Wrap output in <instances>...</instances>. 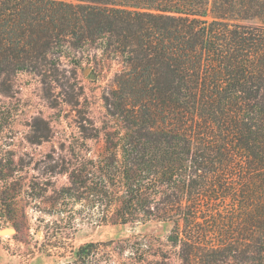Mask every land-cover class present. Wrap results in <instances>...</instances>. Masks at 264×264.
Wrapping results in <instances>:
<instances>
[{"label":"trees","instance_id":"trees-1","mask_svg":"<svg viewBox=\"0 0 264 264\" xmlns=\"http://www.w3.org/2000/svg\"><path fill=\"white\" fill-rule=\"evenodd\" d=\"M94 41L123 65L104 100L124 211L162 188L178 264H264V0H0L2 77Z\"/></svg>","mask_w":264,"mask_h":264},{"label":"rangeland","instance_id":"rangeland-1","mask_svg":"<svg viewBox=\"0 0 264 264\" xmlns=\"http://www.w3.org/2000/svg\"><path fill=\"white\" fill-rule=\"evenodd\" d=\"M56 62L42 75L0 76V230H12L0 234V264H178L168 240L174 217L155 208L162 188L143 195L148 209L122 207L130 197L116 148L123 125L104 100L119 56L94 41L65 48ZM88 243L95 250L76 257Z\"/></svg>","mask_w":264,"mask_h":264},{"label":"water","instance_id":"water-1","mask_svg":"<svg viewBox=\"0 0 264 264\" xmlns=\"http://www.w3.org/2000/svg\"><path fill=\"white\" fill-rule=\"evenodd\" d=\"M9 232H10L9 229L0 230V234H6V233H9Z\"/></svg>","mask_w":264,"mask_h":264},{"label":"bare ground","instance_id":"bare-ground-1","mask_svg":"<svg viewBox=\"0 0 264 264\" xmlns=\"http://www.w3.org/2000/svg\"><path fill=\"white\" fill-rule=\"evenodd\" d=\"M10 230V232L12 231L11 229H9Z\"/></svg>","mask_w":264,"mask_h":264}]
</instances>
